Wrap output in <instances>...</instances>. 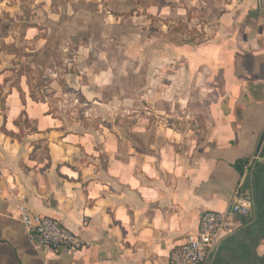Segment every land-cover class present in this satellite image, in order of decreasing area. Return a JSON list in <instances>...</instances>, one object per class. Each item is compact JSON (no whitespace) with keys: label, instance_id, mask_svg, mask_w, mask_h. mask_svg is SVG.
<instances>
[{"label":"crops","instance_id":"crops-1","mask_svg":"<svg viewBox=\"0 0 264 264\" xmlns=\"http://www.w3.org/2000/svg\"><path fill=\"white\" fill-rule=\"evenodd\" d=\"M24 1L0 0V15L25 23ZM31 6L45 20H87L88 45L78 48L87 57L96 35L89 25L100 19L102 54L118 57L121 74L134 66L136 78H112L116 66L93 75L90 83L105 91L102 104L93 102L104 117L68 128L46 103L31 101L25 77L23 105L16 77L0 70V264H167L202 213L226 212L244 195L252 198L250 218L235 219L236 231L220 236L208 264H264V168H238L264 154V0ZM34 19L20 45L44 50L45 26ZM111 33L117 42L104 40ZM22 113L31 132L14 125ZM20 209L57 220L84 247L59 254L34 247Z\"/></svg>","mask_w":264,"mask_h":264},{"label":"rangeland","instance_id":"rangeland-1","mask_svg":"<svg viewBox=\"0 0 264 264\" xmlns=\"http://www.w3.org/2000/svg\"><path fill=\"white\" fill-rule=\"evenodd\" d=\"M31 2L24 1L22 19L25 23L21 25L18 20V23L10 22L4 15H0V70H4V77L13 80L18 70L26 73L28 71L25 66H30L31 71L28 74L31 91L38 101L46 103L52 115L64 122L68 128L90 127L104 117L101 105L93 102L102 104L105 92L101 87H94L90 79L108 67H115L116 62L119 63L118 57L115 62L114 56H107L106 59L105 54H102L107 51L106 44L102 43V35H99L102 21L96 19L89 25L96 35L94 49L87 57L86 54L78 53V48L88 45L87 20L67 17L57 22L45 20L38 14L39 7L32 8ZM57 3L58 7L64 5L63 1ZM83 7L85 5L78 4L76 9L81 10ZM94 7L89 5L87 8L93 10ZM34 17H37V23L45 26L47 47L44 50L36 51L33 45H20L19 34L22 27L24 29L29 18L34 21ZM118 37L111 33L105 35L104 40L111 38L117 42ZM13 43L18 45L19 51L12 48ZM117 66L112 78H136L133 74L134 66L122 68V74ZM130 88L129 86L127 89ZM113 90L119 91V85L114 86Z\"/></svg>","mask_w":264,"mask_h":264},{"label":"built area","instance_id":"built-area-1","mask_svg":"<svg viewBox=\"0 0 264 264\" xmlns=\"http://www.w3.org/2000/svg\"><path fill=\"white\" fill-rule=\"evenodd\" d=\"M198 128V125L195 124ZM264 168V154L257 152L242 163L244 174ZM253 202L249 195L237 197L226 212H204L197 230L187 235L171 253L167 264H208L221 235L236 231V218L249 219ZM19 221L24 226L34 247L51 254L84 247L82 240L60 222L31 212L19 210Z\"/></svg>","mask_w":264,"mask_h":264},{"label":"trees","instance_id":"trees-1","mask_svg":"<svg viewBox=\"0 0 264 264\" xmlns=\"http://www.w3.org/2000/svg\"><path fill=\"white\" fill-rule=\"evenodd\" d=\"M19 51V50H18ZM25 68L27 69V71L28 72H30L31 71V68H30V66H25ZM28 72H24L23 70H18L17 71V76H16V78H17V80L15 81V84H14V88H16L17 89V91H18V93L20 94V98H21V101H22V104L24 105V99H23V97H22V92H21V90H20V88H19V80H20V78L21 77H25L26 78V80H27V85H28V87H29V89H30V99H31V101H33V102H35V103H38V102H40V101H38V99L35 97V95L32 93V91H31V84H30V76H29V74H28ZM4 109H5V97H1V95H0V112H3L4 111ZM24 116H25V114L24 113H22L21 115H20V121H16V122H14V125L16 126V127H18L19 128V130H20V132H22V128L24 127L26 130H28V131H32L31 129H30V126H29V124H28V121H27V119L26 118H24ZM20 123H22L23 124V127L20 125ZM1 131L2 132H4L6 135H8L7 133H6V131L4 130V128H1ZM10 136H12V134H9ZM241 165H242V163H239L238 164V168L240 169L241 168Z\"/></svg>","mask_w":264,"mask_h":264}]
</instances>
